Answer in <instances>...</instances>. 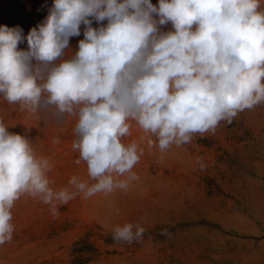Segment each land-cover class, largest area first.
Segmentation results:
<instances>
[{"label": "clouds", "instance_id": "9594fccd", "mask_svg": "<svg viewBox=\"0 0 264 264\" xmlns=\"http://www.w3.org/2000/svg\"><path fill=\"white\" fill-rule=\"evenodd\" d=\"M260 8L261 0H159L158 7L151 0H53L26 37L19 26H0V96L34 116L75 117L76 163L84 161L94 181L72 176L70 187L54 190L50 161L0 120V245L13 238L11 210L24 195L55 215L57 203L79 194L126 192L143 155L136 141L123 142L131 122L148 148L164 153L264 103ZM93 20L107 24L94 28ZM169 22L174 30L161 33L158 25ZM81 25L84 39L65 58ZM25 40L28 50H19ZM145 231L141 223L115 225L112 238L131 244Z\"/></svg>", "mask_w": 264, "mask_h": 264}, {"label": "rangeland", "instance_id": "374dc122", "mask_svg": "<svg viewBox=\"0 0 264 264\" xmlns=\"http://www.w3.org/2000/svg\"><path fill=\"white\" fill-rule=\"evenodd\" d=\"M151 3L158 7L159 0ZM158 29L174 30L170 22ZM83 33L81 25L65 58L78 50ZM18 49L27 51V41ZM0 120L50 161L51 188L70 187L72 176L94 183L86 163H76L75 117L34 116L0 96ZM131 123L123 142L136 141L143 155L129 189L87 199L79 194L57 203L55 215L38 198L22 196L11 210L13 238L0 245V264H264V103L164 153L148 148L143 131ZM125 223H141L143 239L114 241L113 226Z\"/></svg>", "mask_w": 264, "mask_h": 264}, {"label": "trees", "instance_id": "16d2710c", "mask_svg": "<svg viewBox=\"0 0 264 264\" xmlns=\"http://www.w3.org/2000/svg\"><path fill=\"white\" fill-rule=\"evenodd\" d=\"M52 4L53 0H5L0 6V26H19L23 29V35H26L46 18ZM105 23L93 20L92 27L98 28ZM82 29L84 32V25Z\"/></svg>", "mask_w": 264, "mask_h": 264}]
</instances>
